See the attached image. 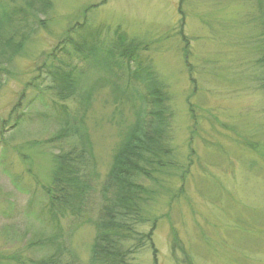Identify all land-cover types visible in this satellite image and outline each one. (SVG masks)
<instances>
[{
    "label": "rangeland",
    "instance_id": "1",
    "mask_svg": "<svg viewBox=\"0 0 264 264\" xmlns=\"http://www.w3.org/2000/svg\"><path fill=\"white\" fill-rule=\"evenodd\" d=\"M262 12L264 0H0L1 39H11L0 43V264H94L101 184L139 102L119 103L132 93L129 69L79 55L82 37L126 47L130 70L156 80L169 110L178 176L163 180L169 191L140 227L155 222V253L144 247L130 264H264ZM56 68L78 79L68 96ZM66 123L83 126L91 156L87 191L74 188L79 210L49 205L45 192L55 155L78 143L59 135Z\"/></svg>",
    "mask_w": 264,
    "mask_h": 264
},
{
    "label": "trees",
    "instance_id": "2",
    "mask_svg": "<svg viewBox=\"0 0 264 264\" xmlns=\"http://www.w3.org/2000/svg\"><path fill=\"white\" fill-rule=\"evenodd\" d=\"M262 13L260 24L263 36L264 12ZM1 35L0 31V43L8 44L11 39L3 40ZM115 44L116 42L110 44V47L114 48ZM121 45L122 41H119L115 49ZM259 45V56L255 61L258 72L255 78L257 89L264 92V39ZM76 46L85 48L78 49L79 55L93 57L95 62H103L111 71L112 64L118 69H129L127 77L132 80V93L118 94L117 99L119 103H130L131 100L139 102V108L134 112V121L126 128L101 184V204L95 222L96 236L92 250L94 264H130L134 253L144 247L151 248L155 253L151 242L155 222L151 223L148 231H141L140 227L148 220L146 207L149 201L165 194V190L169 191L162 185L163 180L178 176V165L167 140L169 110L161 107L162 95L155 88L156 80L151 79L148 72L130 70L131 64L134 65L137 59L126 47L118 49L115 54L110 47L105 50L96 41L90 42L83 37L76 42ZM51 73L52 78L58 82L57 93L68 96L74 92L78 79L74 78L71 69L63 71L56 68ZM82 127L81 124L76 126L66 123L59 133L65 138H77L78 143L68 150H60L54 157L53 181L51 187L45 189L51 206L57 203L64 205L63 207L72 206L69 208L71 210H79L73 199L74 188L77 184L83 186L79 191L81 194L88 189L87 174L83 173L91 156L85 151L87 138ZM60 263L58 257L51 256L41 259L39 264Z\"/></svg>",
    "mask_w": 264,
    "mask_h": 264
}]
</instances>
